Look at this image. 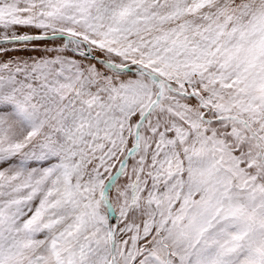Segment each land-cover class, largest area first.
Here are the masks:
<instances>
[{
	"label": "snow or ice",
	"instance_id": "1",
	"mask_svg": "<svg viewBox=\"0 0 264 264\" xmlns=\"http://www.w3.org/2000/svg\"><path fill=\"white\" fill-rule=\"evenodd\" d=\"M0 264H264V0H0Z\"/></svg>",
	"mask_w": 264,
	"mask_h": 264
},
{
	"label": "rangeland",
	"instance_id": "2",
	"mask_svg": "<svg viewBox=\"0 0 264 264\" xmlns=\"http://www.w3.org/2000/svg\"><path fill=\"white\" fill-rule=\"evenodd\" d=\"M49 46H51V45H49ZM21 54H23V55H27L28 53H21Z\"/></svg>",
	"mask_w": 264,
	"mask_h": 264
}]
</instances>
